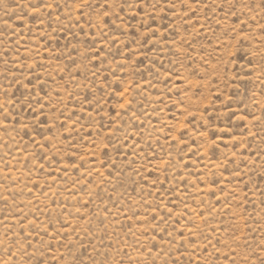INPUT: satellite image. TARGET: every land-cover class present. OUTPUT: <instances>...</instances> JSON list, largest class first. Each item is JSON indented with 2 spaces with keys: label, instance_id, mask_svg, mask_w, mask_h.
<instances>
[{
  "label": "rangeland",
  "instance_id": "rangeland-1",
  "mask_svg": "<svg viewBox=\"0 0 264 264\" xmlns=\"http://www.w3.org/2000/svg\"><path fill=\"white\" fill-rule=\"evenodd\" d=\"M262 4L0 0V264H260Z\"/></svg>",
  "mask_w": 264,
  "mask_h": 264
},
{
  "label": "snow or ice",
  "instance_id": "snow-or-ice-1",
  "mask_svg": "<svg viewBox=\"0 0 264 264\" xmlns=\"http://www.w3.org/2000/svg\"><path fill=\"white\" fill-rule=\"evenodd\" d=\"M124 3L126 4L127 3V0H124ZM39 6H40L39 4L32 5V7H34V8L39 7ZM103 7H104L105 13H107L109 11V7H110L109 4L107 2H105L104 5H103ZM123 7H124V4L121 5V10H123ZM261 7H264V4H262ZM260 264H264V259H262L260 261Z\"/></svg>",
  "mask_w": 264,
  "mask_h": 264
}]
</instances>
